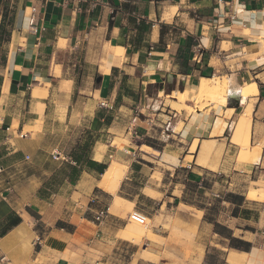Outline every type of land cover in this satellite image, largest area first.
Wrapping results in <instances>:
<instances>
[{
    "label": "crops",
    "instance_id": "crops-1",
    "mask_svg": "<svg viewBox=\"0 0 264 264\" xmlns=\"http://www.w3.org/2000/svg\"><path fill=\"white\" fill-rule=\"evenodd\" d=\"M33 7L43 28L36 35L28 30ZM78 52L94 70L95 105L116 111L142 98L158 104L157 137L145 151L100 156L115 160L101 176L112 163L128 168L115 191L87 171L54 185L59 161L75 165L61 153L67 137L56 143L50 122L73 118L70 58ZM206 79H225V104L192 113L172 108L178 94L197 95ZM251 83L257 93L243 104L240 91ZM154 85L169 93L145 94ZM248 104L251 146L254 130L263 137L264 0H0V264H109L122 244L137 247L126 208L176 224L183 237L175 245L178 264H264V198L230 188L232 177L251 171L264 178V146L251 170L233 160L239 147L231 143L232 126ZM191 186L199 201H188ZM161 229L151 232L146 259L164 253L157 241L170 236Z\"/></svg>",
    "mask_w": 264,
    "mask_h": 264
},
{
    "label": "rangeland",
    "instance_id": "rangeland-1",
    "mask_svg": "<svg viewBox=\"0 0 264 264\" xmlns=\"http://www.w3.org/2000/svg\"><path fill=\"white\" fill-rule=\"evenodd\" d=\"M67 58H69V56ZM70 61H73L76 64V67L74 68L75 76L73 87V100L75 102L73 101V104L69 109V115L73 116V118L71 120H65L62 117V121L51 120L50 122V125L52 126L51 128H53L54 132L58 134L56 137L58 139L56 143L60 142L64 144L65 136L67 137V145L65 150L61 153L70 157L73 161V156L76 155L82 149V147L87 146L86 156L83 164L85 165V160H100V163L105 164L107 167L111 162L115 161L114 159L107 157L109 155L107 153L108 150H119L123 148H126L127 150H130V148H135L138 150V147H140L142 151H145L146 148L144 145L148 144L152 137H157V135L152 130L154 128H158V126L153 121V113H155L158 107L157 101L150 100L148 98H142V101L137 104L133 102H126L122 104L123 108H121V110H105L104 108L95 105L94 102V85L91 83V79L94 77V70L91 68V65L89 63H84V57L81 55V52L74 54L70 58ZM87 82H89V84H87ZM228 90L229 89L227 85V92ZM146 93L147 90L145 89V94ZM141 94L144 93L138 89V95ZM177 102L178 104H169L176 111L184 109L188 113H192L195 109H202L209 102L219 103V101H214L209 97L200 98V92H198L196 95V90H193V92H186L185 96L178 94ZM243 104H246V100L243 101ZM248 105L250 108V104ZM103 110L108 113L103 112ZM82 115L83 119H81ZM102 117L104 120L108 121H103L100 123L99 120ZM235 122L236 120H234L232 130L234 129L233 127H235ZM159 124L162 123L159 122ZM65 125H68V131H65L66 135H63V133H65ZM260 128L263 131V137L259 140L257 138V133L254 130L253 145L251 144V146L248 148H243L240 144H235L231 141L232 144L239 147V150H233V160L239 170H251L250 166L258 162V154L260 153L261 147L264 146V122ZM232 130L231 132H233ZM46 142L49 144V141ZM54 143L55 142L52 140V144ZM104 151L107 156L105 155L101 159L100 156L104 153ZM255 153H257V161L255 158L256 156H254ZM248 155L250 156L248 162L246 160L243 161V158L246 159ZM59 162H62L64 165L59 167L54 185L61 187V180L69 173L68 166L74 165L65 161ZM120 164L124 167V177L128 176V168L123 163ZM246 176L247 175L244 174L242 178L232 177V185L230 187L231 191L236 193H247L248 199L264 198V178L259 177L258 175L253 177L252 171L250 177ZM91 178L94 179L95 183L102 179L100 174L94 173L91 174ZM218 178L219 177L216 175V178H213L212 180L217 181L216 179ZM188 190L190 192L189 196L187 197L188 201H199V197L194 196V188L191 186ZM125 211V214H122V216L124 218L126 217V231L128 230L131 232V234H137L139 236L136 239L138 242H135L137 247H128L127 244H122L120 248L121 252L115 251L114 253H116V255H111L109 264H150L149 262H155L154 264H178L176 260L178 251L175 245L180 239H183V237H181L177 231L178 227L176 224H173L171 219L163 218L162 216L157 215V217H155L153 220L147 219L149 222L145 221L143 225H140L128 220V216L132 212V209L126 208ZM147 224L151 232H158L159 230H162L161 228H163V230H166L164 234H168L170 236V238L166 241H157L159 246H164V253L159 254L158 257L164 255L168 258V261H158V257L156 258L154 256L152 257L154 260L146 259V242L147 240L154 241L153 238L147 236ZM156 226H158L160 229H154ZM135 249H137V254L131 256L130 262L127 263V259L129 260L132 251ZM4 262L7 264V261ZM97 264L101 263L97 262Z\"/></svg>",
    "mask_w": 264,
    "mask_h": 264
},
{
    "label": "bare ground",
    "instance_id": "bare-ground-1",
    "mask_svg": "<svg viewBox=\"0 0 264 264\" xmlns=\"http://www.w3.org/2000/svg\"><path fill=\"white\" fill-rule=\"evenodd\" d=\"M226 82L225 79L222 81L216 79H206L200 91L201 97H209L214 101H219L221 104L226 102ZM257 87L255 83L246 84L240 91V96L242 100L256 95ZM251 106L246 105L242 113L239 115L235 127L231 135V141L235 144H240L243 148L249 147V130H250V116H251ZM232 112V111H231ZM196 145V144H195ZM193 146L191 151H195ZM125 175L124 169L120 168L116 164H112L105 173L101 176L100 185L106 190H114L116 186L122 180ZM110 192V191H109ZM112 192V191H111ZM144 222H149L145 216H142ZM147 236L153 238L150 228L147 224L146 230Z\"/></svg>",
    "mask_w": 264,
    "mask_h": 264
},
{
    "label": "trees",
    "instance_id": "trees-1",
    "mask_svg": "<svg viewBox=\"0 0 264 264\" xmlns=\"http://www.w3.org/2000/svg\"><path fill=\"white\" fill-rule=\"evenodd\" d=\"M147 93L150 94L151 91L156 92L157 90H163L166 94H168L169 90L167 89V87H162V86H158V85H154V86H147ZM105 122L108 120H104ZM86 151H87V146L82 147V149L73 156V162L75 163L74 166H68L69 169V173H68V178L70 180H75L77 179V177H79L80 173L82 171H87V172H95L96 174H101L104 172V170L106 169L105 164L102 163H97L95 161L92 160H85V165L83 164L85 156H86ZM18 220L11 222L10 224H16ZM234 242H238L241 243V241H238L236 239H233Z\"/></svg>",
    "mask_w": 264,
    "mask_h": 264
},
{
    "label": "built area",
    "instance_id": "built-area-1",
    "mask_svg": "<svg viewBox=\"0 0 264 264\" xmlns=\"http://www.w3.org/2000/svg\"><path fill=\"white\" fill-rule=\"evenodd\" d=\"M28 30L33 35H36V34L43 31V28L39 26L38 21H37V8L36 7L31 8V11L28 15ZM101 107H106V105L104 103H101ZM57 157H58V155H55V154L53 155L54 159H58ZM2 171H3L2 168H0V173ZM213 197L219 198V195L213 194ZM142 216H144V215L141 214L140 212L132 211L128 216V220L132 221L134 223L143 225L144 219L142 218ZM102 217H103V214H97L95 217V221L100 222Z\"/></svg>",
    "mask_w": 264,
    "mask_h": 264
},
{
    "label": "water",
    "instance_id": "water-1",
    "mask_svg": "<svg viewBox=\"0 0 264 264\" xmlns=\"http://www.w3.org/2000/svg\"><path fill=\"white\" fill-rule=\"evenodd\" d=\"M99 81H100V78L97 79V82H99Z\"/></svg>",
    "mask_w": 264,
    "mask_h": 264
}]
</instances>
